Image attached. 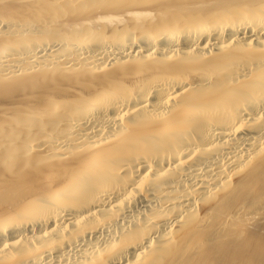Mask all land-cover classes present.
<instances>
[{
    "label": "bare ground",
    "instance_id": "bare-ground-1",
    "mask_svg": "<svg viewBox=\"0 0 264 264\" xmlns=\"http://www.w3.org/2000/svg\"><path fill=\"white\" fill-rule=\"evenodd\" d=\"M0 264H264V0H0Z\"/></svg>",
    "mask_w": 264,
    "mask_h": 264
}]
</instances>
